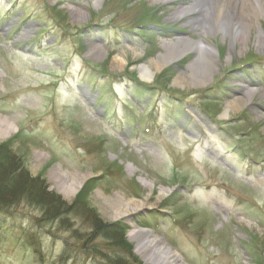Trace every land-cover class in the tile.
Segmentation results:
<instances>
[{"label": "rangeland", "instance_id": "374dc122", "mask_svg": "<svg viewBox=\"0 0 264 264\" xmlns=\"http://www.w3.org/2000/svg\"><path fill=\"white\" fill-rule=\"evenodd\" d=\"M193 2L0 0V117L14 129L0 145L23 177L78 203L56 219L23 194L3 210L0 264H113L115 254L154 264L130 241L133 225L181 264H264V5L238 10L249 20L232 16L248 28L235 36L225 24L211 30L200 11L177 17ZM178 39L217 52L205 83L188 69L195 51L162 70L153 64ZM243 89L249 103L230 109ZM55 170L85 179L75 196ZM130 203L146 207L118 217ZM94 219L123 225L132 252L112 239L87 244Z\"/></svg>", "mask_w": 264, "mask_h": 264}, {"label": "bare ground", "instance_id": "6f19581e", "mask_svg": "<svg viewBox=\"0 0 264 264\" xmlns=\"http://www.w3.org/2000/svg\"><path fill=\"white\" fill-rule=\"evenodd\" d=\"M164 2H180L181 0H162ZM249 1V2H248ZM252 1L246 0L245 3L237 5L235 0H194L191 6L181 8L178 11L177 17L186 16L188 14L196 13L200 11L206 19L205 22L209 24L211 30L219 29L220 26L225 24L227 30L231 31L235 36H245V32L248 28L234 19L232 16H236V12L239 15H244L245 20H249V13L238 11L239 9H247L249 11L261 8L264 5V0ZM183 5V4H182ZM242 11V10H241ZM257 13V11H256ZM211 14V16H210ZM81 15V14H80ZM78 14V16H80ZM203 17V18H204ZM201 20H196L193 23L199 28V22ZM248 27V26H247ZM165 54L158 57L153 64L158 70H162L165 67L177 62L187 53L195 51L197 53V58L189 66V71L191 73V78L195 82H200L203 84L206 78L213 74L215 63L217 61V52L212 47L201 42H193L188 39H178L176 42L166 43L164 45ZM94 53L102 54V50L98 47L93 49ZM153 73L148 67L141 68V76L144 80L151 79ZM197 76H203L201 79H196ZM244 94L246 99H238L233 103L229 104L230 109L239 110L243 106L249 103V98H251L252 93L245 89ZM12 125L5 119L0 117V139H4L9 136L13 131ZM52 178L54 177L56 181L61 183V191L66 194L67 197L75 196L78 191L83 186L85 179L71 178L68 174L61 170H55L52 172ZM167 192L161 194V199L165 196ZM146 207V203L136 204H121L120 208L117 209V216H128L134 212H138ZM133 230L130 232V241L136 243V249L138 252L143 253L147 259L152 260L154 264H181L179 256L169 249V247L156 237L152 232L146 229H138L133 225Z\"/></svg>", "mask_w": 264, "mask_h": 264}, {"label": "trees", "instance_id": "16d2710c", "mask_svg": "<svg viewBox=\"0 0 264 264\" xmlns=\"http://www.w3.org/2000/svg\"><path fill=\"white\" fill-rule=\"evenodd\" d=\"M27 191V202L29 205L40 207L44 214L51 215L56 219H58V216L74 213L78 205L77 203L67 207L68 205L63 202L61 198L47 192L45 183H40L39 179H31L28 176L23 177V175L20 174L18 163L11 159L7 146L0 145V224H5V221L8 222V217H5L6 212L3 213V210L7 208L10 211L15 205V202H18ZM55 218L52 220L55 221ZM123 229L124 227L121 224L104 226L94 219L93 232L88 237L87 244L90 242L95 243L96 240L100 238L106 240L112 239L113 243H111V246L113 248L125 249L131 253L132 251L129 249L124 233L122 232ZM28 234L29 233H23V236L25 237L27 235L28 237ZM29 242H33L32 236ZM85 246L88 247L89 245ZM91 253L99 257L103 254V251L100 247L94 245V247L91 248ZM114 257H109V260H112L113 264H130L127 262L122 263L121 257L117 254H115Z\"/></svg>", "mask_w": 264, "mask_h": 264}]
</instances>
